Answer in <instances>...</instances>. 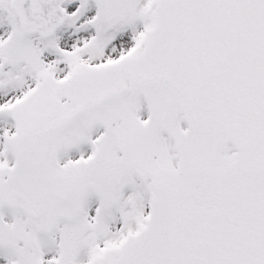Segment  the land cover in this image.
Wrapping results in <instances>:
<instances>
[{
    "label": "snow or ice",
    "instance_id": "snow-or-ice-1",
    "mask_svg": "<svg viewBox=\"0 0 264 264\" xmlns=\"http://www.w3.org/2000/svg\"><path fill=\"white\" fill-rule=\"evenodd\" d=\"M0 264H264V0H0Z\"/></svg>",
    "mask_w": 264,
    "mask_h": 264
}]
</instances>
